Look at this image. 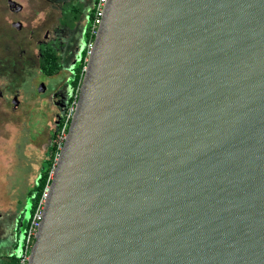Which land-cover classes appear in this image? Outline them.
Listing matches in <instances>:
<instances>
[{
  "label": "water",
  "instance_id": "obj_1",
  "mask_svg": "<svg viewBox=\"0 0 264 264\" xmlns=\"http://www.w3.org/2000/svg\"><path fill=\"white\" fill-rule=\"evenodd\" d=\"M27 264H264V0L106 1Z\"/></svg>",
  "mask_w": 264,
  "mask_h": 264
},
{
  "label": "rangeland",
  "instance_id": "obj_2",
  "mask_svg": "<svg viewBox=\"0 0 264 264\" xmlns=\"http://www.w3.org/2000/svg\"><path fill=\"white\" fill-rule=\"evenodd\" d=\"M40 9L43 10L42 16L60 15L56 3L43 5V1L36 0L30 5L29 15L24 19V29L21 32L9 28L0 17L2 37L0 38V89L5 91L21 89L22 100L23 88L28 89L30 84H33L39 71L36 43L43 35L44 28L39 26L35 18L36 12ZM85 21L90 24L91 16L89 18L86 14ZM87 27L86 25L83 29L85 37L78 47L79 50L76 51L75 48L80 42L81 28L70 32L65 47L64 69L57 76V82L65 80L68 76L73 78L81 57L85 52L87 56L89 46ZM30 35L33 38L29 40ZM21 49H25L23 56L20 55ZM72 70L74 74L70 73ZM26 79L29 82L24 85ZM74 89L73 84L67 88L69 94L65 95V109L71 101ZM31 109L26 99L16 111L13 105L5 101L0 102V264L17 263L21 249L20 242L23 239V233H18L17 229L22 217L26 219L29 216L33 201L32 191L37 187L40 175L47 169L50 174L55 162L54 151L44 153V148L41 149L43 146L32 141L26 132L25 114H29ZM22 253L23 250L20 251V254Z\"/></svg>",
  "mask_w": 264,
  "mask_h": 264
},
{
  "label": "flooded vegetation",
  "instance_id": "obj_3",
  "mask_svg": "<svg viewBox=\"0 0 264 264\" xmlns=\"http://www.w3.org/2000/svg\"><path fill=\"white\" fill-rule=\"evenodd\" d=\"M32 1L36 0H0V17L9 28L21 32L24 29V19L29 15ZM40 1H43V5L44 3H56L60 15L42 16V6L36 12L35 21L38 22L40 27L44 28L43 35L36 43V53L39 61L37 78L33 84L29 83L30 87L28 89L23 88V100L21 98V89L16 91L0 89V102L5 101L9 105H13V109L16 111L26 99L28 106L32 107L31 112L25 114L26 132L32 141L43 146L41 149L44 148L45 153L54 149V140L65 112V95L69 94L67 88L72 86V76H68L65 80L63 79L62 83L57 82V76L64 69L67 38L71 31L81 28L80 42L75 48V51L79 50L78 47L85 37L83 29L86 25L89 27V23L87 24L85 21V15L88 14L90 18L91 5L96 0ZM88 27L86 30L87 34ZM0 38L2 37L0 36ZM32 38V35H30L29 40ZM23 53H25V49H21L20 55L23 56ZM53 57H57L55 61H53ZM58 58L61 59L62 67L57 71L49 70L53 63L55 65ZM70 73L74 74V71L72 70ZM28 82L29 80L26 79L24 85ZM14 100H16L17 105ZM46 107L48 109H45ZM17 230H20V226Z\"/></svg>",
  "mask_w": 264,
  "mask_h": 264
},
{
  "label": "built area",
  "instance_id": "obj_4",
  "mask_svg": "<svg viewBox=\"0 0 264 264\" xmlns=\"http://www.w3.org/2000/svg\"><path fill=\"white\" fill-rule=\"evenodd\" d=\"M106 1L107 0H96L92 6L93 17H92L91 22H90L89 27H88V38H89L88 43H89V46H88V50H87V56L85 58V65H86V62L88 59L89 51H90L91 47L93 46L94 38H95V35L98 31V27L102 21V15L104 12V7L106 4ZM84 68H85V66H84ZM83 74H84V69H83ZM82 78H83V75H82ZM81 81H82V79H81ZM80 84H81V82H80ZM80 84H79L78 88L73 91V96H72L71 101L69 102L68 106L65 109L61 124L59 126L57 135H56L55 140H54L55 162L53 164V168L50 171L47 184H46L44 190L42 191V193H41V195L37 201L35 210L32 214L29 225L27 227V232L25 235V244H24V249H23L22 258H21V264H27L30 250L34 244L35 236L38 232V229L40 227V223H41L42 218H43V211H44L46 199L48 196L49 185H50V183L54 177V168L56 166V161L60 155V151L63 147L65 138L67 136L69 125H70L72 117L75 113L76 104H77L78 95H79Z\"/></svg>",
  "mask_w": 264,
  "mask_h": 264
},
{
  "label": "trees",
  "instance_id": "obj_5",
  "mask_svg": "<svg viewBox=\"0 0 264 264\" xmlns=\"http://www.w3.org/2000/svg\"><path fill=\"white\" fill-rule=\"evenodd\" d=\"M93 17V12H92V9H91V19ZM55 56V55H54ZM55 58L57 57H53V61H55ZM85 58H86V52L84 53V55L81 57V62H80V65L79 67L77 68V71L76 73L74 74V77L72 78V84L74 86V90H76L81 82V79H82V75H83V69H84V66H85ZM50 65V63H49ZM62 67V63H61V59L58 58L56 59V63L54 65V63L52 64V66L50 67L49 70L51 71H57L59 70L60 68ZM54 151V149H53ZM48 177H49V173H48V169L46 172H44L43 174L40 175V178H39V181H38V185L37 187L34 189V191H32V195H33V201H32V204H31V208H30V213H29V216L28 218L26 219H23L22 220V223L20 224V230H18V233H23V239L22 241L20 242L21 243V250L24 249V244H25V235H26V232H27V227L29 225V222H30V219L32 217V214L35 210V207H36V204H37V201L42 193V191L44 190L46 184H47V181H48ZM18 238V237H17ZM19 240V238H18ZM17 240V241H18ZM18 243V242H17ZM17 246V245H16ZM20 251H19V255H18V261L16 264H21V258H22V254H20Z\"/></svg>",
  "mask_w": 264,
  "mask_h": 264
}]
</instances>
